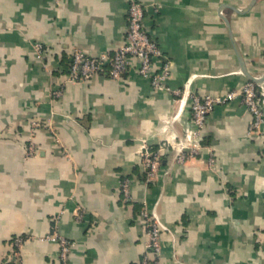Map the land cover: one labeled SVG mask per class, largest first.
Segmentation results:
<instances>
[{"label":"crops","instance_id":"1","mask_svg":"<svg viewBox=\"0 0 264 264\" xmlns=\"http://www.w3.org/2000/svg\"><path fill=\"white\" fill-rule=\"evenodd\" d=\"M156 1L145 25L171 89L138 59L118 79H67L75 47L123 43L128 0H0V264H140L144 209L162 226V264H264V124L252 129L236 98L191 138L188 98L255 77L264 103V0ZM161 145L149 177L146 151ZM54 231L75 241L66 261Z\"/></svg>","mask_w":264,"mask_h":264},{"label":"built area","instance_id":"2","mask_svg":"<svg viewBox=\"0 0 264 264\" xmlns=\"http://www.w3.org/2000/svg\"><path fill=\"white\" fill-rule=\"evenodd\" d=\"M127 29L122 44L111 51H102L98 55H90L83 48L75 47L72 61L67 75L69 81L80 82L91 79L94 75L105 72L112 78H121L130 72L138 59V71L141 75L150 78L154 89L169 88L168 78L172 72V61L165 53L151 31L145 25L146 12L152 9L160 11L161 5L156 0H128ZM41 47L40 45H38ZM61 94L60 90L55 91ZM181 93L180 89L175 90ZM188 98L193 113L196 128L191 133L198 137L204 131L207 119L214 108L221 103L241 98L253 115L251 128H261L264 124V103L257 79L247 80L241 87L230 89L225 94H199L189 91ZM181 144V143H180ZM184 145V144H183ZM183 145L181 148H183ZM164 146L157 149H147L146 164L149 168V177L156 175L162 159ZM35 151V144L31 143L29 153ZM188 152L181 150L178 161H184ZM189 154H192L191 152ZM130 180L124 179L122 189L126 198H130ZM143 223L147 231L146 254L140 264H162L163 230L160 221L148 209L142 211ZM26 237L15 238L16 254H20V246ZM48 238L59 245L61 258L66 261L74 247L75 241L54 231Z\"/></svg>","mask_w":264,"mask_h":264},{"label":"water","instance_id":"3","mask_svg":"<svg viewBox=\"0 0 264 264\" xmlns=\"http://www.w3.org/2000/svg\"><path fill=\"white\" fill-rule=\"evenodd\" d=\"M253 79H256L255 77H252Z\"/></svg>","mask_w":264,"mask_h":264}]
</instances>
